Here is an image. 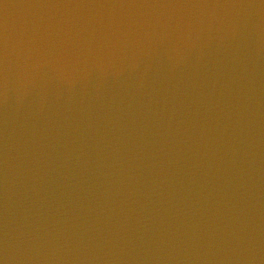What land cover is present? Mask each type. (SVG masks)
I'll return each mask as SVG.
<instances>
[{
    "label": "clouds",
    "instance_id": "clouds-1",
    "mask_svg": "<svg viewBox=\"0 0 264 264\" xmlns=\"http://www.w3.org/2000/svg\"><path fill=\"white\" fill-rule=\"evenodd\" d=\"M0 264H264V0H0Z\"/></svg>",
    "mask_w": 264,
    "mask_h": 264
}]
</instances>
